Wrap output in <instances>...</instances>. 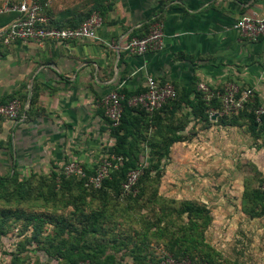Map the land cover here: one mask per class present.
Returning <instances> with one entry per match:
<instances>
[{
    "label": "crops",
    "instance_id": "obj_1",
    "mask_svg": "<svg viewBox=\"0 0 264 264\" xmlns=\"http://www.w3.org/2000/svg\"><path fill=\"white\" fill-rule=\"evenodd\" d=\"M38 1L54 26H75L92 10L102 23L96 39L0 45V101L26 95L27 108L32 102L26 120L0 119V177L48 176L72 160L93 169L114 142L98 100L121 88L142 89L147 76L179 91L235 83L252 88L264 105V36L251 41L233 29L243 16L264 19V0ZM15 17L0 11V27ZM157 23L159 50L137 55L125 49ZM213 214L208 229L219 228ZM16 216L6 213L0 223V264L14 263L11 252L32 230L22 219L14 222Z\"/></svg>",
    "mask_w": 264,
    "mask_h": 264
},
{
    "label": "rangeland",
    "instance_id": "obj_2",
    "mask_svg": "<svg viewBox=\"0 0 264 264\" xmlns=\"http://www.w3.org/2000/svg\"><path fill=\"white\" fill-rule=\"evenodd\" d=\"M210 115L201 122L192 120L189 124L181 113L168 121L164 119V123H170V136L180 135L185 140L171 145L159 176L142 177L138 196L110 190L105 203L96 199L85 207L82 213L86 215L90 210L102 212L95 232L58 237L48 233H54L53 224H46L44 234L38 238L32 237L29 231L21 239L23 251H18L16 246L11 252L19 255L16 263L57 264L56 246L61 243L60 239H65L67 250L90 251L105 247L101 258L110 255L120 264H132V252L141 247L146 253L139 261L157 264L163 254L174 252L165 250V237L156 232L165 231L166 238L172 241L171 235L179 234L188 220L186 212L181 211V203L190 201L199 208L206 207L202 215L208 211L214 213V225L219 228L207 229L205 238L214 248L219 262L264 264V203L256 195L261 187L260 175L264 172V131L251 125L246 118L231 124L229 118L218 116L216 119V110ZM145 161L147 164V157ZM53 206L57 204L42 202L38 206L33 197L13 204L23 213L65 214L71 211L72 214V206L65 210H54ZM77 214L81 217V213ZM76 223L79 229L85 225L78 220ZM140 234L145 240H141ZM16 239L14 235V243ZM5 249L9 254L11 250ZM46 249L52 251V256ZM0 257L5 258L4 251Z\"/></svg>",
    "mask_w": 264,
    "mask_h": 264
},
{
    "label": "trees",
    "instance_id": "obj_3",
    "mask_svg": "<svg viewBox=\"0 0 264 264\" xmlns=\"http://www.w3.org/2000/svg\"><path fill=\"white\" fill-rule=\"evenodd\" d=\"M40 3L43 4V2ZM95 12L100 14L99 11L92 10L81 20V22ZM44 13L48 15L45 7ZM223 89L224 88H211L212 96L210 99H206L204 92L198 88L195 90L192 87H189L183 88L180 91L176 89L175 98L168 100L161 108L152 112L141 107L130 106L127 103L129 97L143 92L145 87L134 92L128 91L124 88L119 89V93L124 94L125 96V99L122 102L123 109L120 122L117 126H112L109 119L106 118V121L110 126V136L114 139V142L107 148V151L101 157V159L106 155L108 157H121V160L117 162V167H113L109 170L108 175L102 180V183L98 188L85 186V178H79L75 175L66 176L62 172L56 171L51 172L48 176L32 175L26 181L19 180L16 176H13L11 180L9 177H0V223L4 224L5 221L3 218L6 213L11 215L16 214L17 216L16 218H13V221L15 222L16 220L22 219L25 228L28 229L30 227L32 229L31 236L37 238L39 235L44 234L46 224H53L55 227L54 233H48L51 235H57L58 237H61L62 235L71 236L75 233L85 235L88 232L92 233L97 231L96 226L99 220L103 217L102 212L97 213L96 211L90 210L91 212L86 215L82 213L83 209L92 204L96 199H101L102 202L105 203L108 199V191L110 190L115 193L120 192L121 194V192L124 191L122 185L126 181L127 173L131 169L136 168L139 164L145 163L143 172L134 185L133 190L129 192L130 194L135 196L139 195L138 183L142 177L160 175L164 168L165 160L169 156L171 145L176 141L185 140L180 135L175 137L170 136L168 133V131L171 130L168 126L170 123H164V119L168 121L169 119L174 118L177 113H181L184 116L185 123L189 124L192 120H199L201 122L208 117H211L210 112L216 110L218 114L216 119H218V116L226 117L231 119V124H234L236 123V120L246 118L250 121L251 125L264 131V115L261 116L259 121L256 119L255 110L260 104H258L255 97L252 103H247L244 108L236 114L225 115L220 113V95L223 93ZM191 93H194V97L192 98L190 97ZM14 98H18L22 102L27 101L26 95L23 97L13 96L9 100ZM9 100L5 102H8ZM29 102L28 108L24 111L26 119L30 117L32 107L31 99ZM142 157L144 160L141 159ZM146 157L147 164L145 161ZM100 160L93 169H87L82 165L87 176L94 174ZM260 177L262 184L264 181V175L261 174ZM36 188L39 191L36 195H33L37 190ZM256 195L258 199H261L264 203V191L261 190V187L257 189ZM32 197L33 201L36 202V205L38 206H40L42 202L44 204L55 202L57 206H53L54 210H57L58 208L59 210H65L69 208V206H72V214L71 211L65 214L52 212L50 214L48 212L37 213V211L23 213L17 211L18 208L13 207V204H21L29 201ZM181 206V211L186 212L188 215L187 224L181 228V232L179 234H172V241L166 238L167 234L165 231L160 230L156 232V234L159 233L161 236L165 237V250L174 252L171 255L177 259H190L195 262H207L209 264H223L216 259L214 248L205 238V232L212 222L211 212L208 211L207 214L202 215L201 213L206 207L201 205L202 207L199 208L197 207L198 205L196 206L194 202L190 201L181 203ZM77 212L81 213V217ZM77 220L79 222H85V225L80 229L76 227ZM139 237H141V240H145V237L141 234ZM60 242L61 245L59 244L58 247L56 246L54 254L57 264H80V262H85L87 264H120L114 262L113 257L110 255H105V257L101 258L106 252L105 247H99L98 249L90 251L74 249L67 250L65 249L66 240L60 239ZM17 247L18 251H23L24 244L19 243ZM46 253L52 256V251L49 249H46ZM143 253L146 252H144L141 247L135 249L132 252V257L134 259L132 264H147L148 260L139 261V259L142 258ZM11 254L14 257L13 264H17L16 260L19 255L14 253ZM163 255L158 258L157 264H160Z\"/></svg>",
    "mask_w": 264,
    "mask_h": 264
},
{
    "label": "built area",
    "instance_id": "obj_4",
    "mask_svg": "<svg viewBox=\"0 0 264 264\" xmlns=\"http://www.w3.org/2000/svg\"><path fill=\"white\" fill-rule=\"evenodd\" d=\"M45 5L38 0H1L0 11L4 13H16V17L7 25L0 27V45H10L14 42H35L42 45L46 41H70L79 39H96L97 29L102 23L99 13H92L75 27H57L52 25L48 15L44 13ZM242 37L256 41L264 36V19L243 16L233 24ZM163 31L160 24H154L145 35L131 38L125 45V49L133 54L142 55L149 51H156L162 47ZM198 89L203 91L206 99L212 96V90L205 84H199ZM176 89L168 81H159L152 76H147L145 90L132 95L127 99L130 106L141 107L149 112L158 110L168 100L175 98ZM221 98V114L231 115L238 113L247 103L254 100L253 89L240 88L235 83H228ZM124 94L118 90L111 91L102 96L97 105L103 110L112 126L120 122ZM27 105L20 99L14 98L8 102H0V119L26 120L24 113ZM257 121L264 115V105H259L255 110ZM121 157L104 156L94 174L87 176L82 164L76 160L66 163L61 172L66 175H75L85 178L84 184L88 187L98 188L102 180L108 175L111 168L117 167ZM144 165L139 164L127 173L126 181L122 187L125 192L133 190L138 178L143 172ZM264 191V181L261 184ZM29 264H33L30 262ZM81 264H87L82 262ZM160 264H209L207 262H195L190 259H177L170 254L162 257Z\"/></svg>",
    "mask_w": 264,
    "mask_h": 264
}]
</instances>
